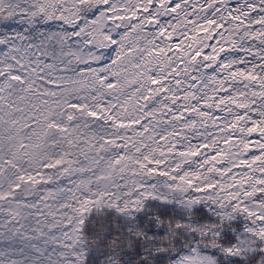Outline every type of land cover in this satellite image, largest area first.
Listing matches in <instances>:
<instances>
[{"label": "snow or ice", "instance_id": "1", "mask_svg": "<svg viewBox=\"0 0 264 264\" xmlns=\"http://www.w3.org/2000/svg\"><path fill=\"white\" fill-rule=\"evenodd\" d=\"M0 264H264V0H0Z\"/></svg>", "mask_w": 264, "mask_h": 264}]
</instances>
